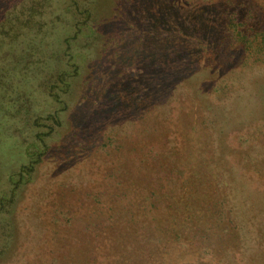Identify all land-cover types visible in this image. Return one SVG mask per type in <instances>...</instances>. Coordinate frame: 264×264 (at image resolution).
Here are the masks:
<instances>
[{"label":"rangeland","instance_id":"obj_1","mask_svg":"<svg viewBox=\"0 0 264 264\" xmlns=\"http://www.w3.org/2000/svg\"><path fill=\"white\" fill-rule=\"evenodd\" d=\"M74 1L94 27L43 143ZM229 1L52 0L44 33L2 47L0 200L45 153L0 217V264H264V46L183 23L254 8L264 30V0Z\"/></svg>","mask_w":264,"mask_h":264},{"label":"trees","instance_id":"obj_2","mask_svg":"<svg viewBox=\"0 0 264 264\" xmlns=\"http://www.w3.org/2000/svg\"><path fill=\"white\" fill-rule=\"evenodd\" d=\"M51 4L52 0H0V9L2 6L4 8V10H0V54L4 45H17L19 44V40L23 37H27L31 34L44 33L49 25V20L47 18L49 15H53L51 12V9H53ZM228 4L230 6L233 5L229 0ZM74 7V12L69 11V9L67 10L70 14L69 17H71L74 22V33L66 38L64 42L66 47L63 50L62 58L59 60L60 64L65 63L66 68L59 70L58 74L53 77V80H50L45 84V89L49 93V96L56 104H58L59 108L45 116H32L33 126L44 129L43 132L37 134V139L43 143L48 137L55 134L57 129L62 125V116L68 109V105L64 101L63 96H67L70 93L71 79L80 75V69L82 62L84 61L83 58H85L83 51H86V47L79 44L80 47H77L78 49L74 51L72 43L78 41L85 43L89 42L94 27L91 22V11L87 8H81L76 1H74ZM237 11L239 10L235 9L233 14H229L226 11L227 13L225 14L220 12L217 16H212L210 14L212 12L206 8L204 15L199 19L193 20V18H189L187 21H183L185 32H190L192 34L195 27L200 29L208 25L209 27L214 28L217 24L221 25L223 23L227 25L224 32L228 31V34L231 37L230 41L233 40L242 44L245 52L251 51L256 42H261L264 46V30L251 34L252 31H255L254 28L250 29V25L252 23L251 20L255 22L256 15L254 16V14L256 10H254V8L249 9L248 12L250 16L248 15L245 21L239 19ZM57 19L59 23L70 21V19H63L61 17ZM154 25L155 23H153V26ZM166 25H168V27L170 26L169 23ZM167 30L174 31L171 27ZM216 33H218L217 30ZM218 36H220V34ZM260 37L262 38L260 39ZM188 42H190L188 47L193 46L191 41ZM262 51H264V48L262 50L260 47V55H263L261 54ZM8 93L11 94V92ZM44 153V151L34 152V154L30 156L29 162L26 165L21 166L17 172L11 175L10 191L7 194V197H3L0 200V217L7 214L8 208L15 203L21 189L31 183L36 167L42 160ZM140 221L142 223L144 221L142 216Z\"/></svg>","mask_w":264,"mask_h":264}]
</instances>
